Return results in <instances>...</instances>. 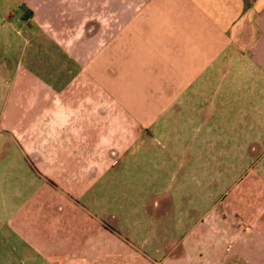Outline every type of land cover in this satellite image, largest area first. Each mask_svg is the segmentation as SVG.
Instances as JSON below:
<instances>
[{
    "label": "crops",
    "instance_id": "0c3cea01",
    "mask_svg": "<svg viewBox=\"0 0 264 264\" xmlns=\"http://www.w3.org/2000/svg\"><path fill=\"white\" fill-rule=\"evenodd\" d=\"M209 97L264 124V0H0V264H251L153 137Z\"/></svg>",
    "mask_w": 264,
    "mask_h": 264
},
{
    "label": "rangeland",
    "instance_id": "374dc122",
    "mask_svg": "<svg viewBox=\"0 0 264 264\" xmlns=\"http://www.w3.org/2000/svg\"><path fill=\"white\" fill-rule=\"evenodd\" d=\"M224 102L225 98L210 97L198 100L194 106L186 107L181 102L178 106L181 111L175 107L173 112L161 115L157 120L160 126L153 131V137L166 141L171 155L178 154L182 158L175 163L177 170L198 173V180L189 178L187 186L192 188L202 182L209 191L204 194L205 205L224 203L235 207L239 218L251 226L250 231L236 238L244 245L237 250L251 256V264H264V124H258L261 117L258 115H248L245 123L237 109L229 114L222 107ZM166 118L173 125L169 123L165 128ZM153 150L161 155L166 148L158 146ZM196 156L197 162L194 161ZM156 166L159 171L158 164ZM173 166L171 163V169ZM255 245L259 250H255ZM239 264L247 263L240 261Z\"/></svg>",
    "mask_w": 264,
    "mask_h": 264
}]
</instances>
